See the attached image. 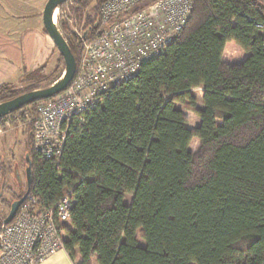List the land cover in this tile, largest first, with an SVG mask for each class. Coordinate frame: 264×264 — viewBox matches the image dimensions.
<instances>
[{
  "label": "trees",
  "instance_id": "1",
  "mask_svg": "<svg viewBox=\"0 0 264 264\" xmlns=\"http://www.w3.org/2000/svg\"><path fill=\"white\" fill-rule=\"evenodd\" d=\"M105 1L81 36L61 20L77 63ZM193 2L166 51L102 95L59 161L42 157L30 132L31 179L14 201L28 190L53 206L70 194L62 234L76 264H264V0ZM230 42L248 56L229 63ZM10 87L0 85V102L25 92ZM37 102L10 114L29 106L36 117ZM182 105L200 119L194 130Z\"/></svg>",
  "mask_w": 264,
  "mask_h": 264
},
{
  "label": "built area",
  "instance_id": "2",
  "mask_svg": "<svg viewBox=\"0 0 264 264\" xmlns=\"http://www.w3.org/2000/svg\"><path fill=\"white\" fill-rule=\"evenodd\" d=\"M193 0H106L95 35L83 39L75 76L59 94L36 103L34 145L59 161L64 143L114 85L132 80L147 60L164 53L186 26ZM26 203L0 225V264H40L64 250L62 226L70 217L64 193L53 206L26 194ZM33 206H36L33 209Z\"/></svg>",
  "mask_w": 264,
  "mask_h": 264
},
{
  "label": "rangeland",
  "instance_id": "3",
  "mask_svg": "<svg viewBox=\"0 0 264 264\" xmlns=\"http://www.w3.org/2000/svg\"><path fill=\"white\" fill-rule=\"evenodd\" d=\"M95 5H96L95 0H92V2L88 6H84V7L81 6L78 0H72V1L69 0L63 3L59 7L57 14L55 16V21H56L57 26L60 28L61 32L64 34L65 38H66V33L62 26L61 20L62 19L65 20L69 29L72 32L81 36L85 28L87 17L93 16L95 13L94 11ZM0 12L3 13L4 15L12 14L11 4L9 2H5V0H0ZM11 17L10 19H12ZM19 23L21 24L20 20H19ZM247 56H248V53L245 52L238 45H236V49L234 50L228 49L225 52V59L229 63L239 62L241 60H244ZM64 71H65L64 59L62 55H60V59L58 61L56 57L50 60L48 67L43 71L42 75L39 76L40 78L38 77L37 79H34V80L33 79L26 80V79H23L22 77V79L16 83H13V81L11 80L10 88L13 89L12 90L13 93H19L23 91L27 92V90H29L31 87L45 88V87L50 86L57 80H59L63 76ZM6 83H9V80H7L6 82H2L0 85L6 84ZM193 93L198 99L200 98L199 95L201 92H199V89H194ZM198 107L199 108L202 107V103L200 102V99H199ZM181 108L187 120V127L189 129L192 128L193 130L198 122L197 115L186 105H182ZM30 109L31 108L28 106L20 110V112L4 116L5 117L4 124L0 123V148L2 146L4 147L5 145L6 148L8 149L7 150L8 153H10V150L12 151L14 167L19 166L20 171L22 173H23L24 166H25L24 159L26 158L27 151L29 150V140L31 136L30 135L31 130H33L31 140L34 145L35 124L33 120L36 117L34 116V114L31 113ZM21 112H23L24 115H22L23 113ZM198 147H199V141L197 139H193V141L190 144L191 150L196 151ZM1 158H4V154L2 155ZM14 175L15 173L12 175L11 181L7 179L8 189L3 195V198H7L8 200H11V201H14L16 194H19L21 193V191L25 190V184H26V180L24 179V177H23V182H22L23 184H21L20 181H16V178ZM2 182L3 180L0 177V186ZM130 201H131V196H128L127 202L130 203ZM35 207L36 206H33V209ZM7 215H8L7 210L3 209L0 203V221L5 219ZM138 237H139L138 238L139 244L141 245L145 244V241L142 239V231H139Z\"/></svg>",
  "mask_w": 264,
  "mask_h": 264
},
{
  "label": "crops",
  "instance_id": "4",
  "mask_svg": "<svg viewBox=\"0 0 264 264\" xmlns=\"http://www.w3.org/2000/svg\"><path fill=\"white\" fill-rule=\"evenodd\" d=\"M5 2L11 4L12 14L4 15L0 12V84L7 80L9 83L11 80L16 83L26 73L44 65L47 68L52 58L56 57L58 61L61 55L44 27L43 10L46 0H36V2L35 0H5ZM228 49L234 50L236 45L227 43L225 52ZM199 96L201 102V93ZM197 119L195 128L200 123L198 116ZM194 139L199 141L200 146V140ZM40 264H76V262L71 259L66 250H60ZM93 264L96 262L93 261Z\"/></svg>",
  "mask_w": 264,
  "mask_h": 264
},
{
  "label": "water",
  "instance_id": "5",
  "mask_svg": "<svg viewBox=\"0 0 264 264\" xmlns=\"http://www.w3.org/2000/svg\"><path fill=\"white\" fill-rule=\"evenodd\" d=\"M67 1L69 0H47L43 10V23L46 32L52 38L64 59L65 71L63 76L48 87L23 92L12 99L0 102V118L7 116L13 111L30 103L48 99L59 94L70 84L73 77L75 76L78 65L76 57L73 54L64 34L61 32L55 21L56 11H58L59 7ZM86 35L87 31L85 32V36ZM27 177L30 181V170L27 172ZM25 198L26 196L12 204L10 213L4 220L5 224L10 223L15 218Z\"/></svg>",
  "mask_w": 264,
  "mask_h": 264
},
{
  "label": "flooded vegetation",
  "instance_id": "6",
  "mask_svg": "<svg viewBox=\"0 0 264 264\" xmlns=\"http://www.w3.org/2000/svg\"><path fill=\"white\" fill-rule=\"evenodd\" d=\"M57 14V13H56ZM8 149L6 148V146L4 145V147L2 146L1 148H0V177L2 178V180H3V182H2V184H1V186H0V203H1V205H2V207H3V209H5V210H7V212H8V215H9V213H10V210H11V206H12V204L15 202V201H17V200H15V201H11V200H8L7 198H3V195H4V193L6 192V190L8 189L7 188V179L8 180H12V175L15 173V178H16V181H20L21 182V184H23L22 182H23V177H24V179L26 180V184L28 183V177H27V172H28V170H30L31 171V169H30V167H29V162H28V160H29V158H25L24 160H25V166H24V170H23V173L20 171V168H19V166H16V167H14V164H13V158H12V151L10 150V153H8V151H7ZM4 154V158H1L2 157V155ZM18 179V180H17ZM25 184V185H26ZM26 194H28V195H30V192L27 190L26 191ZM4 199V200H3ZM19 200V199H18ZM26 198H25V200H24V202L21 204V206H20V208L23 206V204H25L26 203ZM20 208H19V210H20ZM18 210V211H19ZM18 213V212H17ZM7 215V216H8ZM17 215V214H16ZM6 216V217H7ZM6 217H5V219H6ZM5 219H3L2 221H3V223H4V220Z\"/></svg>",
  "mask_w": 264,
  "mask_h": 264
},
{
  "label": "bare ground",
  "instance_id": "7",
  "mask_svg": "<svg viewBox=\"0 0 264 264\" xmlns=\"http://www.w3.org/2000/svg\"><path fill=\"white\" fill-rule=\"evenodd\" d=\"M56 13H57V11H56ZM55 16H56V14H55Z\"/></svg>",
  "mask_w": 264,
  "mask_h": 264
}]
</instances>
